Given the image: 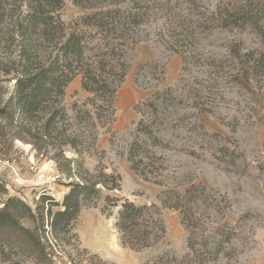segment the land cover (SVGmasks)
Wrapping results in <instances>:
<instances>
[{"label":"trees","instance_id":"1","mask_svg":"<svg viewBox=\"0 0 264 264\" xmlns=\"http://www.w3.org/2000/svg\"><path fill=\"white\" fill-rule=\"evenodd\" d=\"M68 1L0 0V48L8 54L0 59V68L15 81L9 105H0V119L8 115L13 121L17 118L20 133L34 140H58L59 157L64 156L63 147H70L76 154H81L85 145L95 150L97 126L116 121L117 94L140 43L162 42L168 52L182 55L185 71L187 66L196 63L198 48H203L205 38L236 26L246 27L253 18L233 0H212L214 10L205 13L199 11L197 0H71L81 16L67 24L62 12ZM183 49L186 51L182 52ZM235 59L236 56L231 57ZM154 65H144L140 70L146 74ZM260 69V60H247L243 66L234 68L232 74L245 80L257 79ZM162 73L164 79L165 68ZM77 77L89 94L86 105L92 111L81 110L75 104L77 127L67 134L65 122L69 117L64 99L66 89ZM201 91L200 87L194 88L189 99H201ZM184 99L186 102L188 97L178 94L177 89H166L153 92L134 108L140 119L127 153L130 170L142 180L164 189L163 208L177 212L188 233V252L182 258L163 253L145 264H211L230 255L225 247L234 238V233L225 230L229 222L221 224L211 220L224 213V200L196 179L177 182L179 178L170 177L166 168L168 161L163 150L171 142L170 133L176 124L182 123L176 110ZM40 121L43 122L40 127L33 126ZM83 122L88 124L82 125ZM184 128L191 135H198L201 126L193 121ZM79 174L83 181L70 185L71 190L61 205L49 196H42L35 209L18 198H10L3 204L0 256L5 261L9 255L5 249L9 246L25 255V259L15 264H25L30 259L35 264H54L48 252L51 246L46 226L50 227L53 240L70 242L69 235L82 209L96 207L92 200L99 198L102 189L121 190L122 179L118 174L103 171L95 175ZM49 204L62 209L54 212ZM116 208L115 229L124 247L142 252L159 245L165 238L166 228L157 207L139 206L107 196L103 215L110 218ZM24 218L37 225V232L23 227ZM40 229L42 234L38 233ZM90 259L95 264H107L96 254Z\"/></svg>","mask_w":264,"mask_h":264},{"label":"rangeland","instance_id":"2","mask_svg":"<svg viewBox=\"0 0 264 264\" xmlns=\"http://www.w3.org/2000/svg\"><path fill=\"white\" fill-rule=\"evenodd\" d=\"M197 1L201 13L215 8L212 0ZM233 1L251 14V23L205 38L203 48H198L196 63L187 66L185 71L182 55L168 52L162 42L150 40L135 48L129 74L117 94L116 121L97 126L95 150L85 145L81 154H76L70 147H63L64 156L59 157L58 140H34L20 133L17 118L13 121L8 115L0 119V185L3 188L0 209L10 198H18L34 209L42 196H49L61 205L71 190L70 185L83 181L79 173L95 175L103 171L121 176L120 191L102 189L99 198L92 200L96 207L82 209L69 235L70 242L53 240L50 227L46 226L51 246L48 252L54 264H95L90 259L94 254L107 264H118L110 261L113 259L123 264H145L163 253L182 258L188 252V233L181 225L179 214L161 204L164 189L132 173L127 161L133 132L140 119L135 106L153 92L166 89H177L178 94L188 97L176 110L182 123L176 124L170 133L171 142L163 150L170 177L175 175L180 180L177 182L182 183L196 179L224 200V213L211 220L221 224L229 222L226 233H234L232 243L225 246L230 255L211 264H264V0ZM62 15L69 24L81 13L69 0ZM5 52L6 49L0 48V59L8 55ZM247 60H260L257 79L251 75V80H245L232 74L234 68L243 66ZM151 63L155 65L144 74L140 69ZM1 69L0 105H9L15 81ZM196 87L202 89V96L193 101L189 97ZM88 98L89 94L81 87V78L77 77L66 89L64 99L69 117L65 122L67 134L77 127L75 104L81 110L92 111L86 105ZM193 121L201 126L198 135H191L184 128ZM42 124L40 121L33 126ZM84 176L90 178L86 173ZM107 196L139 206L157 207L166 228L163 241L142 252L124 247L115 229L118 208L110 218L102 213ZM49 205L54 212L62 209ZM21 223L27 230L37 232L32 220L24 218ZM38 233L42 234V229ZM6 247L7 261L0 256V264H15L25 257L18 248ZM24 263L35 264L31 259Z\"/></svg>","mask_w":264,"mask_h":264},{"label":"crops","instance_id":"3","mask_svg":"<svg viewBox=\"0 0 264 264\" xmlns=\"http://www.w3.org/2000/svg\"><path fill=\"white\" fill-rule=\"evenodd\" d=\"M110 261H113V262H115V263H118V264H123V262H121L120 260L118 261V260H110Z\"/></svg>","mask_w":264,"mask_h":264},{"label":"built area","instance_id":"4","mask_svg":"<svg viewBox=\"0 0 264 264\" xmlns=\"http://www.w3.org/2000/svg\"><path fill=\"white\" fill-rule=\"evenodd\" d=\"M44 176H41V178H43Z\"/></svg>","mask_w":264,"mask_h":264}]
</instances>
